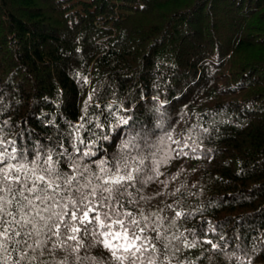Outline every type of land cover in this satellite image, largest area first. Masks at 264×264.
<instances>
[{"label":"trees","instance_id":"obj_1","mask_svg":"<svg viewBox=\"0 0 264 264\" xmlns=\"http://www.w3.org/2000/svg\"><path fill=\"white\" fill-rule=\"evenodd\" d=\"M3 121L29 148L69 151L84 123L83 137L109 136L97 159L140 133L172 157L141 206L197 241L171 264H264V0H0Z\"/></svg>","mask_w":264,"mask_h":264},{"label":"snow or ice","instance_id":"obj_2","mask_svg":"<svg viewBox=\"0 0 264 264\" xmlns=\"http://www.w3.org/2000/svg\"><path fill=\"white\" fill-rule=\"evenodd\" d=\"M8 124L0 123V264H97L96 257L81 255L95 247L116 264H171L166 255L170 248L176 255L196 247L197 241L184 233L169 237L162 232L168 218L141 206L151 199L140 194L141 188L163 175L160 166L172 158H158L162 147L140 133L129 134L115 155L105 151L97 159L98 142L109 136L83 137L84 123L70 126L71 151L63 141L47 148L36 141L29 148L23 133L17 134L18 142L6 132ZM119 124L129 120L121 118ZM164 139L180 144L171 134L161 145ZM172 151L187 155L182 148ZM183 215L175 212L169 226ZM173 241L182 247H174ZM203 243L220 248L209 239Z\"/></svg>","mask_w":264,"mask_h":264}]
</instances>
